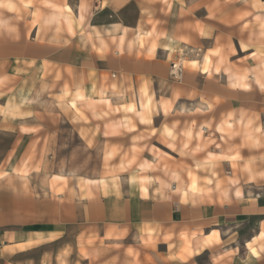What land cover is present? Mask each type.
<instances>
[{
    "label": "crops",
    "instance_id": "0c3cea01",
    "mask_svg": "<svg viewBox=\"0 0 264 264\" xmlns=\"http://www.w3.org/2000/svg\"><path fill=\"white\" fill-rule=\"evenodd\" d=\"M263 57L264 0H0V90H27L34 111L43 99L74 105L77 94L126 105L113 112L134 123L123 130V164L158 170L146 195L130 186L128 170L105 185L67 183L44 194L30 182L21 189L17 175L14 187L0 176V260L72 229L89 264H264V156L236 159L237 181L231 169L222 175L237 154L209 147L214 159L202 172L189 154L196 121L204 131L213 126L217 140L225 121L258 123ZM170 58L181 60L178 79ZM259 124L235 127L243 157L264 152L254 146ZM21 126L22 135L40 133ZM216 164L214 176L208 167ZM226 176L237 182L215 189L214 179Z\"/></svg>",
    "mask_w": 264,
    "mask_h": 264
},
{
    "label": "rangeland",
    "instance_id": "374dc122",
    "mask_svg": "<svg viewBox=\"0 0 264 264\" xmlns=\"http://www.w3.org/2000/svg\"><path fill=\"white\" fill-rule=\"evenodd\" d=\"M210 53L207 54V58L209 60L211 58L209 66L214 61L213 56L216 51L212 50ZM170 59L169 72L171 62L178 63L177 76H173L170 72L173 78L178 79L181 73V60ZM262 64L264 67V57ZM11 89L8 87L0 90V176H4L5 181L8 182L6 186L14 187L16 183H11L10 176L17 175L21 182L19 183L21 189H27L30 182L32 189L35 188L38 193L44 194V191L47 192L49 189L52 192L60 190V186L65 187L67 183L83 187L90 183L105 185L107 180H114L120 173L130 169L123 164L125 153L128 154V152L123 150L122 141L125 140L123 130L133 128L134 123L130 117L123 116L122 113H116V116L113 113L119 112L121 108L123 110L120 112H125L126 105L113 106L107 99H100L101 103H91L85 99V96L77 94L79 101H74L76 99L74 95L69 98V101H74V105L66 103V100L63 101V97L56 98V102H45L43 99L33 105L36 107L34 111L32 105L25 102L27 90L23 94L19 88L18 93L15 94ZM40 95L43 96V91ZM70 106L72 112H68ZM259 110L264 112V100ZM31 114L33 117L30 119H19ZM253 121L251 118L237 119L236 125L233 121L230 124L227 121L223 122L222 132L226 133V136L221 140L211 136L216 132L210 129L213 126L205 125L208 130L204 131L203 126L196 121L194 125L196 148L189 153L190 158L194 160V169L202 172L206 164L203 163L205 159H214L208 153L209 147L225 154L235 153L237 156L235 158L234 155L235 159L230 161L231 167L224 170L222 175H229L228 171L231 169L233 178L236 177L238 181L236 171L242 169L238 159L246 163L264 156L263 150L260 153L246 150L244 157L239 152L240 146L245 143L241 140L244 135H240L235 127H256V131L260 128L259 123L264 122V114L256 125ZM24 123H30L33 129L40 130V133L22 135L21 125ZM261 135L262 139L254 144V146L258 144L257 148H264V130L261 131ZM138 137L140 136H133L131 140H136ZM220 144L223 149L218 148ZM180 154L187 156V152H180ZM209 164H215V162ZM208 170H211L212 175L215 176L220 168L216 164L209 166ZM128 171L129 181L134 178L130 186L135 189L140 188L142 194H147L148 186L155 185L157 178L152 175V172L158 171L155 167L149 173L140 174L136 168ZM164 173L166 176L167 172L164 171ZM235 183H231L227 176L218 177L214 179L213 187L228 191ZM188 187L190 188V184ZM77 247L83 248L77 246L75 231L69 229L63 237L48 243L14 254L4 253L0 264H89L90 260L84 258L86 253L83 250L79 251Z\"/></svg>",
    "mask_w": 264,
    "mask_h": 264
},
{
    "label": "built area",
    "instance_id": "2783aa9c",
    "mask_svg": "<svg viewBox=\"0 0 264 264\" xmlns=\"http://www.w3.org/2000/svg\"><path fill=\"white\" fill-rule=\"evenodd\" d=\"M178 63L177 62H171L170 64V72L173 76H177V74L179 73L178 70Z\"/></svg>",
    "mask_w": 264,
    "mask_h": 264
}]
</instances>
